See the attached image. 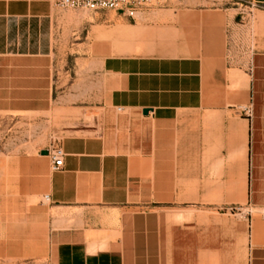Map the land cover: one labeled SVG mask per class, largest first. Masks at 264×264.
<instances>
[{
  "label": "crops",
  "instance_id": "obj_1",
  "mask_svg": "<svg viewBox=\"0 0 264 264\" xmlns=\"http://www.w3.org/2000/svg\"><path fill=\"white\" fill-rule=\"evenodd\" d=\"M62 9L0 0V112L53 110L69 31ZM170 10L87 30L93 50L79 61L91 83L84 116L94 123L52 126L64 133L59 170L41 154L48 144L0 154V259L1 205L13 188L47 196L29 207L34 243L17 250L49 264H264V38H253L245 62L236 14ZM108 48L116 52L102 55ZM225 205L255 208L248 234L241 220L220 216Z\"/></svg>",
  "mask_w": 264,
  "mask_h": 264
},
{
  "label": "rangeland",
  "instance_id": "obj_2",
  "mask_svg": "<svg viewBox=\"0 0 264 264\" xmlns=\"http://www.w3.org/2000/svg\"><path fill=\"white\" fill-rule=\"evenodd\" d=\"M185 7H218L224 9L230 16L236 14L237 37L241 38L243 46L247 48L243 52L245 62L249 61L251 49L254 48L253 38L256 36L264 38V5H255L251 0H162L156 8L145 11L148 12L147 14L142 16L140 13L135 19L136 25L147 19H157L159 12L167 11L172 16L173 12L170 9ZM62 10L68 12L69 31L68 34L64 32L60 37V55L55 62L54 108L51 112L43 114L0 112V154L28 150L46 144L56 145L57 140L61 139L64 133H52V126L56 128L64 118H70L67 123H76L83 119L85 123L93 124V114L85 115L87 118L84 116L88 109L84 106L90 103L91 83L83 75L84 63L79 61L82 54L93 50V39L89 37L87 30L94 25L110 27L135 23V20L108 10L88 11L73 8ZM115 52L112 48H108L103 50L102 55ZM245 73L250 76L252 97L253 72ZM38 203L47 204V201L43 196L23 197L20 195V190L7 188L5 203L1 206L5 210L8 249L5 258L0 259V264H49L46 256H38L39 254L33 251L20 253L17 250L23 241L34 243L35 238L32 236L34 228L30 227L34 214L29 212V207ZM254 210L251 222L255 216ZM220 216L241 220L245 225L246 233H249L250 218L240 219V216L235 217L230 214ZM260 219L262 220V215Z\"/></svg>",
  "mask_w": 264,
  "mask_h": 264
},
{
  "label": "built area",
  "instance_id": "obj_3",
  "mask_svg": "<svg viewBox=\"0 0 264 264\" xmlns=\"http://www.w3.org/2000/svg\"><path fill=\"white\" fill-rule=\"evenodd\" d=\"M161 2L162 0H54L55 5L63 9L108 10L131 20H135L143 10L155 8ZM47 152L51 170H59L63 165L64 151L62 147L58 144L52 145ZM44 198L47 199V196ZM219 211L247 219L252 216V208L248 205H225L221 206ZM261 215L264 221V210Z\"/></svg>",
  "mask_w": 264,
  "mask_h": 264
},
{
  "label": "water",
  "instance_id": "obj_4",
  "mask_svg": "<svg viewBox=\"0 0 264 264\" xmlns=\"http://www.w3.org/2000/svg\"><path fill=\"white\" fill-rule=\"evenodd\" d=\"M143 113H147V110L144 109V110H143ZM47 153H48L47 150H42V151H41V154H47Z\"/></svg>",
  "mask_w": 264,
  "mask_h": 264
},
{
  "label": "bare ground",
  "instance_id": "obj_5",
  "mask_svg": "<svg viewBox=\"0 0 264 264\" xmlns=\"http://www.w3.org/2000/svg\"><path fill=\"white\" fill-rule=\"evenodd\" d=\"M45 200H47V199H45Z\"/></svg>",
  "mask_w": 264,
  "mask_h": 264
}]
</instances>
